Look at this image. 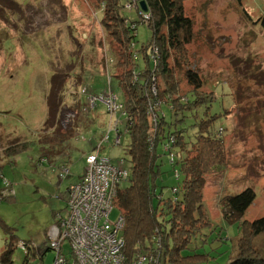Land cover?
I'll return each instance as SVG.
<instances>
[{"label":"rangeland","instance_id":"obj_1","mask_svg":"<svg viewBox=\"0 0 264 264\" xmlns=\"http://www.w3.org/2000/svg\"><path fill=\"white\" fill-rule=\"evenodd\" d=\"M125 1L119 0V14L136 27L138 50L151 30L134 8V1L140 0ZM128 3L132 8L125 7ZM99 6L94 0H0V222L18 242L13 264L23 262L22 242L29 243L36 255L45 252L42 259L30 256L28 264L51 263L54 252L47 248L59 219L67 217L68 188L83 175L86 155L113 127L114 118L109 121L99 98L110 91L120 102L122 92L112 75L113 51L99 23L103 5ZM182 6L192 21V39L182 51L170 54L168 65L179 82V94L189 91L182 77L191 71L199 76L201 94L212 97V102L209 107L207 99L187 112L177 128L191 144L195 125L206 116H217L214 127H219L216 133L222 130L218 136L225 158L222 169L204 175V223L211 226L199 231L184 254H203L208 264H227L236 255L242 228L240 221L223 219L221 199L250 189L255 198L242 221L264 217V30L259 24L264 0H185ZM107 22L114 26L112 20ZM176 62L179 69H172ZM91 96L98 98L94 109L87 104ZM192 96L187 95L190 102ZM156 103L161 106L163 101ZM50 105L57 106L55 117ZM85 107L88 111H83ZM159 107L154 109L158 112ZM117 118L119 140L116 143L117 135L111 132L100 154L127 170L124 150L129 136L124 116ZM166 120H174L167 111ZM24 142L28 143L24 151L7 157L6 149ZM158 163L156 196L166 199L177 186L175 171L167 155L162 154ZM117 217L114 209L110 218ZM8 236L0 226V252ZM251 245L264 257L263 234L253 237ZM62 250L67 252V246Z\"/></svg>","mask_w":264,"mask_h":264},{"label":"trees","instance_id":"obj_2","mask_svg":"<svg viewBox=\"0 0 264 264\" xmlns=\"http://www.w3.org/2000/svg\"><path fill=\"white\" fill-rule=\"evenodd\" d=\"M94 1L97 6L103 5L99 23L104 27V35L108 36L113 51L111 71L122 92L120 102L123 104L126 121L125 131L129 136V143L124 150L129 163L128 175L117 185L114 199V209L124 220L121 235L125 257L131 261L137 254L152 248L159 239L160 264H208V258L203 254L184 253L192 240H196L199 231L211 226L210 223H204V175L207 171L222 169L225 158L222 138L215 132L219 127H214L217 116H206L195 125L196 136L191 144L185 143L182 131L177 128V124L187 118V112L205 103L207 99L209 107L212 102V97L201 94L199 76L191 71L184 72L182 77L189 91L184 95L179 94V82L173 79L168 65L170 54L182 51L184 45L192 39V21L183 12L182 3L185 0H144L151 36L138 50L135 43L136 27L133 23H127V18L119 14V0ZM108 20L114 22L113 27ZM259 24L264 30V17L259 20ZM110 28L112 31H106ZM154 48L158 55L156 66L151 60ZM173 68L179 69L178 62ZM152 87L155 88V94ZM188 94L193 95V102L189 101ZM156 101H163L158 106V112L157 108H153ZM209 107H205L206 115L209 114ZM166 111L174 119L172 122L166 120ZM50 112L55 117L57 106L50 105ZM151 113H154L155 118L151 117ZM153 119L155 122H152ZM171 127L174 129L170 130ZM67 136L62 137V142ZM166 144L181 159L172 166V170L178 172L177 178L174 174L177 186L171 190L175 193L164 199L161 194L156 196V188L157 179L161 175L158 161L162 154L165 155L163 146ZM27 146L28 143L24 142L21 146L18 144L13 149H6L5 153L10 157L24 151ZM155 197L158 198L156 205L153 203ZM254 198L252 190L246 189L235 196H224L220 201L223 219L229 223L240 221L242 228V235L235 248L236 255L227 264H264V257L251 245L253 237L264 235V217L253 222L242 221ZM164 215H168L169 220H165ZM0 226L9 235L0 252V264H13L12 252L14 244L16 247L18 242H14L9 228L1 222ZM25 245L27 250L22 264H28L29 257L36 255L32 253L34 248L29 243ZM44 255L45 252L36 256L42 259Z\"/></svg>","mask_w":264,"mask_h":264},{"label":"built area","instance_id":"obj_3","mask_svg":"<svg viewBox=\"0 0 264 264\" xmlns=\"http://www.w3.org/2000/svg\"><path fill=\"white\" fill-rule=\"evenodd\" d=\"M134 6L141 21L147 25L148 13L140 10L138 2L134 1ZM125 7L132 8V5L128 3ZM157 56V50L154 48L151 55L154 66L158 62ZM135 77L134 74V80ZM152 92L155 93V89ZM97 99L94 96L87 98L89 109L96 107ZM99 100L109 113V121L114 118L113 127L108 129L95 147V151L86 155L83 175L68 188L67 217L59 219L56 226L57 232L48 246V250L54 252V258L50 264H160L159 239L152 248L137 254L134 259L128 261L124 254V240L121 235L124 220L120 215L114 220L110 218L114 210L117 185L127 177L128 173L121 167L111 165L109 159L100 154V150L103 143L108 142L111 132L117 135L116 143L118 142L117 125L119 121L115 118L118 114L123 115V104L110 91L101 95ZM157 106H159L158 103L154 104L153 108ZM83 111L88 110L85 107ZM221 133L220 129L218 135ZM79 138L83 139L82 136ZM163 152L169 158L171 166L181 159L178 153L169 150L167 144L163 146ZM66 173L67 170H65ZM62 174L60 177H63ZM175 175L177 178L178 172H175ZM20 245L26 252L25 243L22 242ZM63 246H67V252H63Z\"/></svg>","mask_w":264,"mask_h":264},{"label":"water","instance_id":"obj_4","mask_svg":"<svg viewBox=\"0 0 264 264\" xmlns=\"http://www.w3.org/2000/svg\"><path fill=\"white\" fill-rule=\"evenodd\" d=\"M139 8L142 12L146 13L148 11L146 3L144 0L138 2Z\"/></svg>","mask_w":264,"mask_h":264},{"label":"crops","instance_id":"obj_5","mask_svg":"<svg viewBox=\"0 0 264 264\" xmlns=\"http://www.w3.org/2000/svg\"><path fill=\"white\" fill-rule=\"evenodd\" d=\"M79 178H80V177H79ZM79 178H78V179H79ZM70 186H71V185H70ZM70 186H69V187H70Z\"/></svg>","mask_w":264,"mask_h":264}]
</instances>
